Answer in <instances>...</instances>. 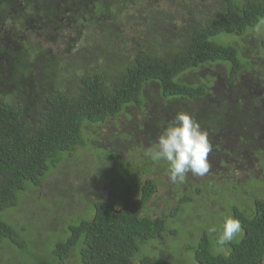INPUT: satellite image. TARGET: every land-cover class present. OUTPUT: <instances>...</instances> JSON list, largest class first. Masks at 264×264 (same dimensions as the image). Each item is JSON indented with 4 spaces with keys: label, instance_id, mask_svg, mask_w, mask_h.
Returning <instances> with one entry per match:
<instances>
[{
    "label": "trees",
    "instance_id": "1",
    "mask_svg": "<svg viewBox=\"0 0 264 264\" xmlns=\"http://www.w3.org/2000/svg\"><path fill=\"white\" fill-rule=\"evenodd\" d=\"M21 2L34 16L33 26L41 25L40 33L34 35L35 30H30L32 36L28 35L27 27L19 20L9 26L16 17L11 9L18 8ZM56 4L62 7L60 16L54 14ZM49 5L52 11L50 14V8L46 9V14L44 6ZM86 9L90 13L87 18ZM0 25V37L11 42L6 47L0 40V55L7 53L14 58L10 77L0 87L1 246L15 245L36 256L34 247L39 239L43 240V233L24 241L25 227L22 230V224L12 223L6 214L21 207L28 193L41 188L54 172L74 176L89 171L99 185L109 184L111 195L99 191L91 200L84 198L86 206L71 214L67 227L60 228L65 241L57 242L49 262L42 259L37 264H167L160 254L162 247L159 252L147 251V245L169 240L174 250L179 245L174 238H180L182 232L173 223H187L196 203L221 205L228 195L238 194L244 197L242 203L233 205L231 213L226 214L240 221L241 233L223 252L215 245L219 230L209 231L214 222L202 235L189 233L180 247L191 260L180 264H264V190L253 193L252 199L256 200L251 206L245 201L251 195L241 192L244 184L238 185V171H231L221 180L186 179L184 184L168 186L174 195L179 193L178 201L166 197L165 204L157 210L154 199L165 184L162 177L168 174L153 176L157 169L165 171L167 164L159 162L158 168V163L145 155L163 127L175 117L166 119L161 113L152 120L146 115V105L153 103L151 90L158 94L155 107L163 106L170 115L182 99L198 102L214 97V79L201 77L199 83L194 82L193 71L207 73L222 67L229 83L246 72L262 71L258 62L264 66V0H0ZM49 29L51 34L45 32ZM16 30L18 35L14 34ZM64 30L73 34L69 41H75L76 51L66 46L67 34L59 33ZM249 33L255 40L256 57L245 58L243 48L233 40ZM66 64L76 69L65 84L62 67ZM236 86L237 93L243 85ZM236 104L240 105L226 102L223 111L227 113L228 109L227 115L209 112L204 114L208 119L203 122L199 115L194 118L208 131L213 143L211 156L224 153L237 159L238 146L233 149L235 155L215 145L208 124L223 136L226 128H251L254 124L252 133L241 138V150L248 146V152L260 158L259 174L264 178V150L251 147V142L258 139L264 142V113L257 108L263 103L253 95L244 109H236ZM136 115L145 116L142 133H124L131 125L127 123L110 149L94 150L88 142L85 127L97 128ZM134 137L147 140L149 146L143 149L131 142L133 148L126 145L128 156L114 150ZM79 149L87 156L77 152ZM94 152L96 160L89 158ZM69 153H74L78 161L67 169L61 165ZM249 181L259 183L252 177ZM202 218L198 216L196 220Z\"/></svg>",
    "mask_w": 264,
    "mask_h": 264
},
{
    "label": "rangeland",
    "instance_id": "2",
    "mask_svg": "<svg viewBox=\"0 0 264 264\" xmlns=\"http://www.w3.org/2000/svg\"><path fill=\"white\" fill-rule=\"evenodd\" d=\"M88 10L86 9L85 12ZM84 15L87 16L90 15L89 12L84 13ZM64 36L67 34V30H64L62 32H59L60 35ZM73 34H67L65 37V43L66 46L70 48V50H73V47L75 46V41H69V37ZM56 36V35H55ZM73 37V36H72ZM255 41V40H254ZM253 38L249 37L243 40L244 45H247V48L243 49V56L245 58H249L248 56L253 57L254 54L256 55L254 49H253ZM65 48V46H63ZM63 51V50H62ZM66 54V51H64V55ZM72 55V54H71ZM63 56V55H62ZM256 57V56H254ZM63 69V80L66 84L67 81H69L71 76V72H73L76 68H71L69 64H66L62 67ZM209 72L200 73L199 71H193L194 73H191L192 80L194 82L199 83L200 78L202 77L203 80H209L214 79L212 91L213 94H216V98L210 99L206 98L203 100H200L198 102H190L189 100H181L180 102L176 103L177 109L173 110V112L170 115L166 114V111H163V106L155 107V102L158 99V94L156 91L151 90L150 91V99L153 100V103L149 105H146L145 112L146 115H150L151 119L158 114L163 113V117L166 119H169L171 116H176L177 112H181L184 110H187V113L191 115L192 117L198 116L200 120L203 122V120H207L208 116L204 115L209 112H213L216 116H220V113L222 116L227 115L225 111H223L226 108V100H232V102H239V104H236V109H244L247 101L249 100V97L251 95H247V90L238 89V92L240 93L241 97L238 96V93H236V88L232 87L231 89L227 88V85L229 84L227 77L223 74L225 69L222 67L213 68L211 70H208ZM223 72V73H222ZM189 76V75H188ZM245 84L244 79H239L237 81L236 85ZM254 91V90H253ZM253 91H251L253 93ZM256 93V91H254ZM259 93V92H258ZM243 94V96H242ZM231 102V103H232ZM264 102V101H263ZM225 108L223 109V107ZM229 108V106H228ZM204 109L208 110V112H204ZM248 109V106H247ZM258 110L260 113H264V104L260 105V108L258 107ZM208 115V114H207ZM144 115H136L132 117L130 120L123 117L121 119H117L115 122L109 121L105 124H103L101 127H92L87 126L85 127V135L88 136V142L92 145L93 149L95 150H102V149H110V145L114 144V141L117 138V134L124 131V128L127 123L131 124L128 130H125L124 133L130 135L131 132L133 134L138 130L139 133H142L140 131L141 125L143 124ZM145 117V116H144ZM149 121V120H146ZM210 122V120H209ZM209 125V130L212 132V138L215 142H217L219 135V130L212 124ZM262 126H264V115L262 117ZM251 129L254 127V124L250 126ZM96 128V129H95ZM245 129L247 127H244V125L236 126L232 129H224V140L222 141L225 144L224 150L225 151H231V153H239V150L241 149V138H244ZM134 130H136L134 132ZM255 131V130H254ZM216 135H215V134ZM252 133L251 130L249 131L248 135ZM216 139H215V136ZM133 136V135H132ZM131 136V137H132ZM130 137V138H131ZM127 140L123 147L114 149L116 152H120V156H128V153L126 151V145L129 144L132 148L134 147L131 142L138 145H141L143 149H146V147L149 146V144L146 143L147 140H143L141 137L137 139L134 137L132 140ZM264 138V136H263ZM130 141V142H128ZM220 141V143H222ZM251 147H257L260 145L256 142H251ZM238 146V150L235 153L233 150ZM240 146V147H239ZM249 149V147L247 146ZM87 156L85 152H82V149H79L77 152H80ZM91 154V153H90ZM242 153V155H244ZM234 155V156H235ZM249 156V163L248 168L251 170L249 175H246L247 173H244L245 171L243 169H238L235 176L240 174L238 178L240 182H245L244 187L241 189V192L245 193V191L249 192V195H253V193L256 191L258 193L261 190H264V178L260 173V167H259V160L256 158H253L252 155L248 154L246 155V158ZM92 158L93 160H96L97 153H93L89 156V158ZM219 158H224V153L221 154V156H213L212 161L208 160L210 164V168L207 174L204 176H190V181L197 182V181H204L207 179H211L209 174H217L221 171L219 167ZM144 161V158H142ZM78 159L74 157V153H69L68 157L65 159L61 167L66 166L67 169L69 166L74 167L77 165ZM212 163V164H211ZM236 165V164H235ZM161 168H165V165L160 163ZM92 168V167H91ZM237 169V166H236ZM223 172H226V174H231L227 169ZM234 175V173H233ZM233 177V176H232ZM249 177H252L254 179H257L259 183H255L252 185V183L249 181ZM234 179V177L232 178ZM162 180L165 181V184H162V186L159 188V196L154 199V203H156V206L154 207L157 210H160L161 206L165 204L166 197L170 198L171 200H177L176 196H179V193L174 195V192H171V188L168 187L170 185V180L168 179V176L162 177ZM220 180V179H219ZM169 183V184H168ZM167 185V186H166ZM102 186V187H101ZM181 192L184 190V186L181 187ZM240 190V189H239ZM99 191H102L104 195L110 196L111 190L109 188V184H100L97 183V180L95 179V176L90 173L89 171L77 173L74 176L64 175L61 176L58 171L51 174L43 184V186L37 190H31L28 193V198L25 200L26 202L19 207L16 210H13L6 214V218L9 219L12 223L20 225L22 227H25V232L22 233V237L25 240L27 239H33L34 237H37L36 234L38 232L43 233V240H38V245L34 247V251L37 253L36 256L33 257L31 252L25 251L23 248H18L17 246H1L0 245V264H37L40 261L45 260L46 262L50 261V258H52L53 250L55 248V245L58 241H65L66 236L60 232V228L63 226H68V223L71 221L70 217L71 214H73L75 211H82V206H86V201H83L84 198H87L85 200H91L93 199ZM180 192V194H181ZM170 195L168 196V194ZM167 195V196H166ZM231 195V194H230ZM242 196V194H241ZM253 197V196H252ZM252 197H247L245 200L248 204L251 206L254 204V200ZM244 197H240L238 195H234L233 197L227 196L225 201H221V205L218 203H211L209 206L207 205H200V203H196L194 208H191L192 211L190 216L186 218L187 223H173V225L178 228L182 232L180 238H174L179 240V245L174 246V250H171L172 243L169 242V240L160 241L157 244H149L146 247L147 251H156L159 252V248L162 247V251H160V254L164 256L165 261L167 264H170L172 259L173 264H180L190 261L191 256H187L184 253H181V247L183 240L186 239V235H189L191 232L200 233L202 235L203 230H206L211 223L215 224V227L217 230H220V226L223 222V216L227 215V212L232 211L231 207L233 205L238 206V203L243 201ZM62 202H61V200ZM244 203V202H243ZM249 207V206H248ZM250 208V207H249ZM206 210H209L208 212ZM224 211V212H223ZM41 212V213H40ZM219 212V213H218ZM223 212V213H222ZM189 213V212H188ZM218 213V214H214ZM222 213V214H221ZM198 216H203L201 220H196ZM63 222H66L64 225ZM23 230V229H22ZM165 251V253H164ZM166 254V253H168ZM74 255V254H72ZM182 260V261H181Z\"/></svg>",
    "mask_w": 264,
    "mask_h": 264
},
{
    "label": "clouds",
    "instance_id": "3",
    "mask_svg": "<svg viewBox=\"0 0 264 264\" xmlns=\"http://www.w3.org/2000/svg\"><path fill=\"white\" fill-rule=\"evenodd\" d=\"M213 150L208 131L186 112H178L157 136L156 141L147 149L145 155L153 162L167 164L168 179L173 184H184L189 173L204 176L210 164L208 155ZM210 232H217L212 226ZM242 231L238 219L230 215L223 216L215 245L219 252L226 250V245Z\"/></svg>",
    "mask_w": 264,
    "mask_h": 264
},
{
    "label": "flooded vegetation",
    "instance_id": "4",
    "mask_svg": "<svg viewBox=\"0 0 264 264\" xmlns=\"http://www.w3.org/2000/svg\"><path fill=\"white\" fill-rule=\"evenodd\" d=\"M4 3H7V2H4ZM24 7H26L25 5H24V3H20V6L18 7V8H12L11 9V12L12 13H14L15 15H16V17H15V20L12 18V20L13 21H11L10 23V25L9 26H12V23H17V21L19 20V22H20V24H23V25H25L27 28V34L28 35H30V36H32L31 34H30V30H32V31H34L35 30V34L34 35H36V34H38V33H40L41 32V25L39 26V25H37V26H33V23H35V22H33V20H34V16L32 15V13L29 11V10H26V8H24ZM50 8V9H49ZM61 5H59V4H56V6L54 7V9H55V13L54 14H58L59 16H60V13L62 12L61 11ZM46 9H49V11H50V14H51V11H52V8H51V6L49 5V6H44V10H45V13L46 14H48L47 13V10ZM68 10V9H67ZM66 10V11H67ZM22 11V13H20L19 14V12H21ZM25 19H27V20H31L32 21V23H30V22H26L25 23ZM29 24H31V26L29 25ZM25 28V27H24ZM3 29V26L2 25H0V35H1V32L3 31L2 30ZM17 29H18V27H17ZM12 31V30H11ZM45 32L46 33H49V34H51V30L49 29V30H45ZM253 33L254 32H256L255 30H253L252 31ZM14 34L15 35H18V30H16L15 32H14ZM53 34H54V32H53ZM237 34V33H236ZM250 35V36H249ZM249 35L248 34H244L243 36H240V37H238V38H236L235 40H233V43L234 44H236L237 43V41L239 42V44H240V46L244 49H246L247 47H245V45H244V42H243V40L244 39H246V38H249V37H251L252 38V35L249 33ZM55 36V35H54ZM2 39V40H1ZM0 40L1 41H4L5 42V46L6 47H8L10 44H11V42L10 41H8V38H3L2 36L0 37ZM247 46V45H246ZM254 46V45H253ZM15 47H16V51H19L21 48L19 47V46H17V44L15 43ZM7 49V48H6ZM0 50H1V47H0ZM73 50H77L76 49V47L74 46L73 47ZM72 50V51H73ZM11 51H12V49H11ZM14 58L13 57H11V56H9L7 53H4L3 55H0V87H2V83H3V80L4 79H9V77H10V70H11V63H12V60H13ZM259 60V59H258ZM253 65H254V63H252ZM258 66L261 68V72H259V71H254L253 73L251 72H246L244 75L243 74H241V75H239L238 76V78L236 79V80H234V82L233 83H229L228 85H227V88H229V89H231L232 87H234V88H236L237 86H236V84H237V81L239 80V79H244L245 80V84H241V85H243V87L241 88V89H243V90H247V94L245 95V96H247V95H251V96H259L260 97V100H261V103H263L264 104V79L262 78L263 77V75H264V66L263 65H261V63H260V61L258 62ZM255 67H256V65H255ZM236 86V87H235ZM212 89V88H211ZM256 91V93L254 92V91ZM251 91H253V93L251 92ZM259 92V93H258ZM239 95V97H241V95H240V93L239 92H237ZM242 96H243V94H242ZM244 97V96H243ZM213 98H216V94L214 95V97H209V100L210 99H213ZM229 101L230 102H232V100H226V102L227 103H229ZM259 108H260V106H258ZM257 107V108H258ZM224 128V127H223ZM261 129L262 130H264V126L263 127H261ZM251 130V128H247V129H245L244 131H245V133H244V136H247L248 135V133H249V131ZM221 133H220V131H219V135H220ZM215 136V135H214ZM221 136H223L222 134H221ZM224 137V136H223ZM221 138L220 136L218 137V140H217V142H215L214 140V144L215 145H221V146H224L225 147V144L223 143V141H222V139L224 140V138ZM215 139H216V136H215ZM261 139H263L264 140V138H261ZM210 141H212V140H210ZM220 141H222V143H220ZM260 142V145L259 146H257V148H259V149H263L264 150V142L263 141H260V139H258L257 141H256V143H259ZM212 143V142H211ZM212 145H213V143H212ZM239 152H240V156H238V158L239 159H237V158H233V157H229L227 154H224V158H219V167H220V169H221V171L220 172H218L217 174H209L210 175V177H211V180L212 179H214V178H217V179H222V178H225L226 176H228V174H226V172H223L224 170H225V168L227 169V171H229V173L231 172V171H237L239 168L240 169H243L245 172L244 173H247L246 175H249V173L251 172V170H249L250 168H248V163H249V156H247L248 158H246V155H248V154H250L249 152H248V149L247 148H242V150L240 149L239 150ZM245 152V154L244 155H242V153H244ZM211 153H213L212 151L209 153V155H208V160H210V161H212V158H213V156H211ZM250 155H252V157L253 158H256V157H254V155H253V153H251ZM215 156H219V155H215ZM220 157V156H219ZM257 160H259V162H260V158H256ZM222 160L224 161V163L223 164H221L222 163ZM145 161V160H144ZM143 161V162H144ZM212 164V163H211ZM224 164H226V165H224ZM236 164V165H235ZM229 166H232V168H229ZM236 166H237V169H236ZM157 167L159 168V163L157 164ZM261 170V169H260ZM156 171H158L156 174H154V176L153 177H156V176H158L157 174L158 173H167V169L165 170V171H162V170H159V169H157ZM239 172V171H238ZM165 175V174H164ZM192 174L191 173H189L188 174V176H187V180L188 179H190V176H191ZM238 175H240V174H238ZM160 176V175H159ZM165 176H168V175H165ZM164 177V176H163ZM192 177H193V175H192ZM251 177H249V179H250ZM199 182V181H198ZM237 182H238V185H240V187H241V183H242V185L245 183V182H240L239 181V179L237 180ZM251 182V181H250ZM170 184H171V182H169ZM168 183V184H169ZM253 185V184H252ZM262 191V190H261ZM172 192V191H171ZM252 196H254V195H251V197ZM263 198H264V195H263ZM254 200V199H253ZM256 200V199H255ZM255 200H254V202H255ZM176 201H178V200H176ZM179 203V202H178Z\"/></svg>",
    "mask_w": 264,
    "mask_h": 264
}]
</instances>
